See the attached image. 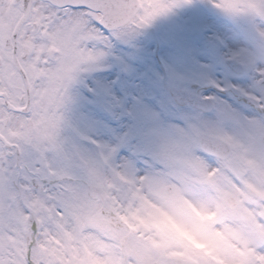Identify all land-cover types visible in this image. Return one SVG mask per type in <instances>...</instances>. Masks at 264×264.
Returning <instances> with one entry per match:
<instances>
[{
  "label": "snow or ice",
  "instance_id": "snow-or-ice-1",
  "mask_svg": "<svg viewBox=\"0 0 264 264\" xmlns=\"http://www.w3.org/2000/svg\"><path fill=\"white\" fill-rule=\"evenodd\" d=\"M0 264H264V0H0Z\"/></svg>",
  "mask_w": 264,
  "mask_h": 264
}]
</instances>
